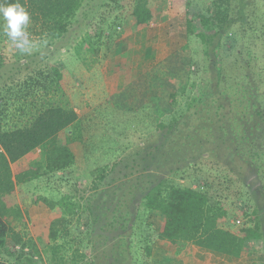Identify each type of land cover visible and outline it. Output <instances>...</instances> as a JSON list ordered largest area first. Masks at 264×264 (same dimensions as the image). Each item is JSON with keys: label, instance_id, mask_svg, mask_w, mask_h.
<instances>
[{"label": "rangeland", "instance_id": "1", "mask_svg": "<svg viewBox=\"0 0 264 264\" xmlns=\"http://www.w3.org/2000/svg\"><path fill=\"white\" fill-rule=\"evenodd\" d=\"M103 1L87 0L70 30L55 40L47 42L33 33L31 39L38 48L31 54L20 53L0 34V94L6 83L20 88L21 81L31 82L38 69L57 65L63 72L62 87L48 96L78 111L76 127L82 136L80 142H73L74 147L81 153L83 145L87 146L86 156L67 171L49 172L19 184L12 200L22 216L0 246V257L13 264H99L93 255L111 250L120 235L131 236L126 210H135L143 189L168 173L176 165L173 162L182 165L194 158L197 147V152L206 151L210 161L218 160L241 178L243 195L236 204L256 211L261 221L263 241L249 239L242 259L227 257L223 262L264 264V37H259L264 33L260 27L264 0H229L233 22L228 37L226 28L207 29L199 18L214 0H190L189 8L183 5L178 13L173 12L171 0H157L152 4L155 19L149 24L131 26L132 21L119 19L118 14L113 20L123 28H116L118 38L111 36L116 33L114 28L105 30L117 43L112 46L106 40L110 48L96 55L88 25ZM123 12L128 17L127 10ZM198 33L216 34L206 43ZM216 86L223 91L222 107H217L220 92ZM171 93H175L174 103H170ZM14 96H7L9 103L3 108L9 113L15 109ZM198 99H204L203 103ZM187 103L192 104L187 107ZM174 110L186 116L176 125L177 139L169 140L171 128L159 121ZM222 114L221 124L216 120ZM11 117L18 118L5 115L4 126L16 125ZM27 121L28 116H23L20 124ZM203 125L210 136L206 145L197 138ZM76 127L63 130L59 144L78 135ZM254 144L260 157L251 154ZM41 158L38 148L14 164V169ZM175 178L186 185L189 182L180 174ZM42 197L56 203L72 202L73 213L65 214L58 205L51 208ZM236 214L230 218L233 227L237 219L246 220ZM62 216L69 220L66 226L58 224L59 236L53 240L49 237L51 221ZM152 222L157 229L162 226L160 216H153ZM136 228L140 237L141 230ZM13 234L22 243L13 242ZM23 243H28L27 254H21ZM134 256L147 263L143 245L138 244ZM153 259L159 264L170 262L169 258Z\"/></svg>", "mask_w": 264, "mask_h": 264}, {"label": "trees", "instance_id": "2", "mask_svg": "<svg viewBox=\"0 0 264 264\" xmlns=\"http://www.w3.org/2000/svg\"><path fill=\"white\" fill-rule=\"evenodd\" d=\"M86 1L19 0L31 16V23L28 28L30 37L33 33L38 34L47 42L63 36L70 30ZM155 1L157 0H104L101 4V11L90 20L88 25L89 37L95 54L102 52V48L109 49L110 44L114 46L117 43V41L112 40V37L105 35V30L114 28L116 33H112L111 36L115 34L118 38L116 28L118 30L123 29L113 21L118 14L119 19L132 21L129 23L131 26L149 24L155 19V11L152 7ZM10 2L15 3L16 0H10ZM171 2L174 13H178L183 5L188 8L190 6V0H171ZM213 3L206 13L198 14L200 15L199 18L207 29L218 30L221 28L223 30L226 28L225 32L228 37L230 34L228 27L233 22L230 18L229 0H214ZM120 9L122 10L121 13ZM123 10H127L128 17L123 16L125 15ZM191 19L190 17L188 20L189 32L193 30ZM2 25L3 21L0 20V34H3ZM260 27L264 30V20ZM215 34L198 33L206 43H210ZM259 35V37H264V33ZM219 36L222 40L223 31ZM106 40L110 44L105 45ZM220 44L221 41L219 40ZM1 62L0 64H2ZM46 66L44 69H38L36 74L30 77L33 79L31 82H28L29 80L21 81L20 88L18 84L9 82L1 89L0 98H4L5 101L0 99V103L3 100L0 105V246L5 244L13 225L22 216L20 208L16 207L12 200L19 184L28 183L49 172H65L86 156L87 146L83 145L84 150L80 153L74 147L77 144L74 145L73 143L80 142L82 136L81 129L76 127L80 119L78 111L68 104H63L61 100L48 96L51 92L61 89L63 72L55 64L51 63ZM215 88H217V92H220L219 95L215 94L219 103L217 107H222V88L220 86ZM233 88L235 89L236 86ZM11 95H15V99H12L15 109L9 113L3 108L7 107L5 102L9 103L7 96ZM174 97L175 93H171L170 103L175 102ZM198 101L203 103L204 99H198ZM191 104L187 103L186 106L190 107ZM10 114H13V117H18L16 120L11 117L16 123L14 127H7L2 123L5 115L10 116ZM185 114L181 110L180 112L174 110L159 121V125L167 129L171 128L172 135L167 137L169 140L177 139L178 129L176 125L181 122V118L186 116ZM23 116H28V121L20 124ZM216 122L222 124L223 114ZM73 125L76 127L74 130L80 133L75 136L70 135L65 144H59L57 140L59 134ZM203 128V133H200L197 138L206 145L209 143L210 136L205 125ZM82 143L85 142L82 140ZM184 143L189 144L190 142L183 141L182 144ZM37 148L41 149L42 158L26 165H20L16 171L14 164L19 163L20 159ZM250 150L251 154L260 157L261 153L255 144L250 147ZM261 152L264 155V150L261 149ZM193 157L182 165L173 162L171 165H176L168 173H164L161 178L150 181L151 186L143 189V195L135 210H126L131 227V236H128L129 242L128 238L120 235L119 238L117 237V241L113 243L111 250L93 255V258L96 256L99 259L97 263L102 264L106 261L107 264H115V261L119 264L121 261H118L123 256L128 260L124 259L122 264L143 263L138 256H136L137 258L134 256L138 244H141L144 246V252L147 256V263L143 264H159L158 262L155 263L153 259V247L159 241H168L174 244L177 247V253L183 252L188 244H194L206 250L238 259L246 250L249 239L263 241L261 221L257 212L250 210V208L244 209L236 204L243 195L239 186L241 178L235 175L231 169L224 167L218 160L210 161V155L206 151L197 152V147L194 148ZM177 174H180L181 178L184 177L189 180L187 185L176 180ZM231 189H235V192L227 193ZM64 198L67 199L68 196L65 195ZM41 199L51 208H56L58 205L65 214L73 213V208L70 206L72 202L68 204V202L57 201L56 203L47 197ZM235 214L246 218V220L240 219L241 222L235 223L236 226L233 227L230 218ZM155 215L162 219V226L159 229L152 222ZM67 220L69 219L62 216L51 221L49 230L51 239L56 240L58 238L60 230L58 224L63 222L66 226ZM136 227L141 230L140 237L137 236ZM133 237L138 241L134 242ZM12 240L18 244L22 243L21 237L17 238L15 234H13ZM26 244L28 243L21 245V254H27L24 251L27 247ZM0 264L13 263L0 257Z\"/></svg>", "mask_w": 264, "mask_h": 264}, {"label": "clouds", "instance_id": "3", "mask_svg": "<svg viewBox=\"0 0 264 264\" xmlns=\"http://www.w3.org/2000/svg\"><path fill=\"white\" fill-rule=\"evenodd\" d=\"M0 20L3 21V33L11 44L22 54H31L38 48L28 31L31 23L30 13L16 0H0Z\"/></svg>", "mask_w": 264, "mask_h": 264}, {"label": "crops", "instance_id": "4", "mask_svg": "<svg viewBox=\"0 0 264 264\" xmlns=\"http://www.w3.org/2000/svg\"><path fill=\"white\" fill-rule=\"evenodd\" d=\"M176 251L177 247L174 244L168 241H159L155 245L153 255L154 258H169L171 264H230L223 262V258L229 257L228 255L215 253L194 244H188L181 253H177ZM241 257L238 259H242ZM232 263L247 264L248 262L239 260V262L234 261Z\"/></svg>", "mask_w": 264, "mask_h": 264}, {"label": "built area", "instance_id": "5", "mask_svg": "<svg viewBox=\"0 0 264 264\" xmlns=\"http://www.w3.org/2000/svg\"><path fill=\"white\" fill-rule=\"evenodd\" d=\"M236 222H237V223H240V222H241V220H240V219H237V220H236Z\"/></svg>", "mask_w": 264, "mask_h": 264}]
</instances>
